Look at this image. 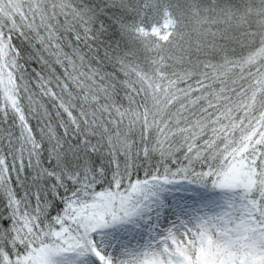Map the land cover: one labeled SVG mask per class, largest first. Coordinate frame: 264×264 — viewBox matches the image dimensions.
Wrapping results in <instances>:
<instances>
[{
	"label": "snow or ice",
	"instance_id": "6c2138e0",
	"mask_svg": "<svg viewBox=\"0 0 264 264\" xmlns=\"http://www.w3.org/2000/svg\"><path fill=\"white\" fill-rule=\"evenodd\" d=\"M0 264H264V0H0Z\"/></svg>",
	"mask_w": 264,
	"mask_h": 264
},
{
	"label": "trees",
	"instance_id": "16d2710c",
	"mask_svg": "<svg viewBox=\"0 0 264 264\" xmlns=\"http://www.w3.org/2000/svg\"><path fill=\"white\" fill-rule=\"evenodd\" d=\"M115 39H119V37H118V36H116V37H115ZM176 187H177V189H180V188H181V186H179V185H178V186H176Z\"/></svg>",
	"mask_w": 264,
	"mask_h": 264
}]
</instances>
